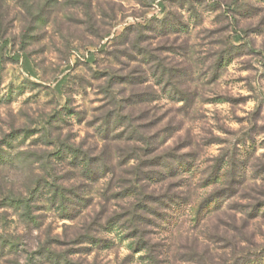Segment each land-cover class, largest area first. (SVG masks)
I'll return each mask as SVG.
<instances>
[{"label":"rangeland","instance_id":"374dc122","mask_svg":"<svg viewBox=\"0 0 264 264\" xmlns=\"http://www.w3.org/2000/svg\"><path fill=\"white\" fill-rule=\"evenodd\" d=\"M153 156L176 168L150 163L159 183L142 179ZM131 180L188 201L170 231L146 226L150 251L121 228ZM10 193L31 215L0 201L24 244L0 264H264V0H0ZM206 198L219 209L197 219Z\"/></svg>","mask_w":264,"mask_h":264},{"label":"trees","instance_id":"16d2710c","mask_svg":"<svg viewBox=\"0 0 264 264\" xmlns=\"http://www.w3.org/2000/svg\"><path fill=\"white\" fill-rule=\"evenodd\" d=\"M151 1H155V0H151ZM164 2L160 3L161 6H164L163 4ZM141 30L146 29L145 28H140ZM140 29L138 31V34L140 32ZM70 149V154L73 155V157L75 158L76 155V151L74 149H72V147H68ZM73 158V159H74ZM153 159H151V161L145 160V164H147L146 169H150L148 170V172H143L144 175H142V179L144 180H148V181H153L157 179V182H161L163 179L161 178H157L154 177L156 176V172H154L153 170V164L150 163H156V161L158 160L159 157H152ZM232 158V157H231ZM87 159V158H86ZM169 158L162 156V158H160L157 163H161L162 165H166L164 169H166L168 171V173H174L172 171H175V167H171L168 166ZM225 163L224 159L223 160H218V165H217V169L214 175V182L219 180L221 178V175L219 176L220 170H221V166L222 164ZM160 165V164H159ZM91 166V162L89 160H85V165L84 167H89ZM178 166V164H177ZM176 166V167H177ZM152 168V169H151ZM181 168V167H180ZM173 169V170H172ZM143 170L141 168H139V171L135 172V176H138V174L140 172H142ZM159 173V172H157ZM230 174L231 176H233L234 172H232V170L227 171V174ZM47 174H49L47 172ZM141 175V173H140ZM159 176V175H158ZM48 177H51V175L49 174ZM143 186H138V184L134 181L131 180V184L129 185L128 192H130L131 197H134V201H132L129 206L127 207V213L125 214V216H123V218H125V220L123 219L122 223H121V228L126 232L127 234V238L133 239L135 240V249L137 251L141 250L143 248V246L145 247V249L147 251H150L152 248L151 243L145 239V236L147 235V230H146V226L147 225H153L154 227H167L168 230L170 231L172 226L174 225L173 222H176V217L175 215L184 210V208L188 205V201L186 198L181 197V195L183 193H175V192H170V191H166L163 196H159V198H157L158 200L151 199L150 195L145 194L143 191ZM30 188H28V193L27 195L30 193ZM188 194V192H186ZM60 194V193H59ZM57 197L55 195H53V199L55 200ZM65 200V198H62ZM186 199V200H185ZM0 201H1V208L4 207H15L16 209H23V211L25 212L24 215L25 217H30L31 215V211H30V205L27 202L28 200L25 199L24 195L22 196H18V197H14L13 194H9L8 196H3L1 194L0 196ZM9 201V202H8ZM160 201V202H159ZM7 202V204H6ZM57 203V202H55ZM62 205L63 203V207L64 205L68 206L67 203L65 204V202H60ZM59 204V203H58ZM158 204V207L154 208V205ZM29 205V206H28ZM65 206V207H66ZM219 202L216 200H211V199H204L202 202H200L197 206V210H196V218L200 219L203 218V216L205 214L208 213H214V211L216 212V209H219ZM21 207V208H20ZM62 207V211L63 213L68 212V207L63 208ZM155 209L156 211V217H153V220H150V218L148 217L150 214V210ZM160 210H162L163 212H161ZM168 215V213H170ZM146 213H148L147 215H145ZM2 214H0V221L2 220ZM113 221V220H112ZM28 224H32L34 223L33 220H28L27 222ZM35 225V224H33ZM0 249L2 251H4L6 248H8V255L10 254H15L19 251V247H21L20 245L22 244L20 241V238L15 237L13 235H10L7 232H4V230L2 231V227H0ZM22 246H24V244H22ZM142 246V247H141ZM43 250H46L45 247H42ZM42 250V251H43ZM47 251V250H46ZM235 251V247L232 250V254ZM239 253H241L242 257L239 258V260H234V264H251L253 262H258L259 260V255L257 252H246L244 250H241ZM251 257H254L253 260H250ZM59 259H61L63 261V263L67 262V258L65 257L64 254L59 255ZM8 264H17V263H13V262H9ZM228 264V263H227Z\"/></svg>","mask_w":264,"mask_h":264}]
</instances>
